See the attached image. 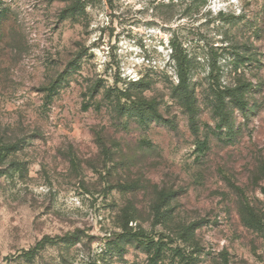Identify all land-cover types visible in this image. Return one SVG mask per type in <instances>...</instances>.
I'll return each mask as SVG.
<instances>
[{"label": "rangeland", "instance_id": "obj_1", "mask_svg": "<svg viewBox=\"0 0 264 264\" xmlns=\"http://www.w3.org/2000/svg\"><path fill=\"white\" fill-rule=\"evenodd\" d=\"M160 1L0 0V264H264V0Z\"/></svg>", "mask_w": 264, "mask_h": 264}, {"label": "trees", "instance_id": "obj_2", "mask_svg": "<svg viewBox=\"0 0 264 264\" xmlns=\"http://www.w3.org/2000/svg\"><path fill=\"white\" fill-rule=\"evenodd\" d=\"M207 2L208 0H161L157 6L166 10L164 21L169 22L173 18L178 16L179 17L186 16L190 19H193L195 17L196 18L203 17L205 13L208 11ZM219 15L220 17H223V12H220ZM257 22H259V20H257ZM173 51L175 52V54L172 57L177 64V75L179 78V84L175 88L174 93L176 98L182 102L183 106L188 110V112H190V114L193 115L195 112V107L194 104L192 103V100H194V92L190 87V75H189V69L187 67L190 61L186 60L185 61L186 64L183 62L186 59V57L185 58L180 57L181 53H179L176 44H173ZM134 85L138 86L142 84L141 81H137L134 82ZM239 85L240 83H238V85H236L235 87L228 86L225 87L224 90H219L216 92V94L218 95H216L217 97L214 101V107L216 108V111L219 112L220 118L223 112H225L226 108H228L230 105L239 106L243 109V113L246 112L247 103L244 98L251 91V85L249 84L243 86H239ZM142 87L145 88L144 85H142ZM124 96L127 95L124 94ZM145 103L146 102L143 101L140 102L139 105H143ZM139 108L145 110L142 107ZM147 109L149 110H145V112L155 110V112L157 113V110L154 108L151 109V107L150 108L147 107ZM224 124H226L225 126H228L227 125L228 123H224ZM158 211H160V209H158ZM131 235H133L132 238H135L136 240H140L141 238V234L139 233L131 234ZM154 246H155V258H157L160 256L162 248L159 243H156Z\"/></svg>", "mask_w": 264, "mask_h": 264}]
</instances>
